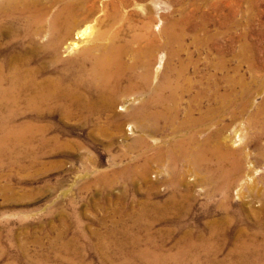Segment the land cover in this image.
Here are the masks:
<instances>
[{"label": "bare ground", "instance_id": "6f19581e", "mask_svg": "<svg viewBox=\"0 0 264 264\" xmlns=\"http://www.w3.org/2000/svg\"><path fill=\"white\" fill-rule=\"evenodd\" d=\"M171 1L182 0H0V152L29 141L40 123L95 125L104 136L136 125L126 143L141 149L135 161L99 180L135 181L155 166L170 172L163 182L172 192L164 201L150 193L132 224L98 237L105 264L117 255L120 264H264V0H247L232 61L219 48V57L184 56L188 28L209 23L193 26L186 11L173 17ZM207 37L194 34L191 44L214 46L217 35ZM190 171L196 182L185 181ZM197 185L203 218L192 221ZM234 192L251 195L235 202ZM167 217L155 240L151 226Z\"/></svg>", "mask_w": 264, "mask_h": 264}, {"label": "rangeland", "instance_id": "374dc122", "mask_svg": "<svg viewBox=\"0 0 264 264\" xmlns=\"http://www.w3.org/2000/svg\"><path fill=\"white\" fill-rule=\"evenodd\" d=\"M207 1H171L168 5V12L175 18H180L184 11L191 15L193 26L200 21L209 23L205 32L188 28L189 46L182 54L208 59L219 57L218 54L223 52L222 56L232 61L241 49L240 37L246 31L247 0H211L212 4ZM236 6L240 9L237 13L234 12ZM193 33L203 40H207L209 34L217 35L214 46L212 40L208 47L191 44ZM262 43L264 45V41ZM218 48L222 52H217ZM259 54L264 56V51ZM248 79L251 80L249 74L247 81H250ZM259 99L262 98L259 96L256 100ZM40 124L45 127L36 125L34 136L29 141L18 137L3 145L0 152V264H56L58 259L68 264H105L94 247L99 242L98 237L114 223L120 226L132 224L150 193L155 201L168 198L172 187L163 179L170 172L154 166L145 177L139 176L135 181L116 179L113 185H109L99 180L101 172L113 173V169L125 167L134 162L137 152L141 151H129L126 145L139 134L136 125H125L123 132L113 130L104 136L95 125ZM40 127L45 128L44 131H40ZM65 127L73 132L65 131ZM231 129L228 132L232 134ZM150 141L154 143L152 138ZM16 147L21 151H15ZM250 149L253 150L252 147ZM261 170L257 175L262 174ZM188 173L185 181L196 182L197 174L193 171ZM200 187L197 185L194 191L197 201L190 218L192 221L203 218L205 195L203 187ZM250 195L246 192L238 199L234 192V201L247 200ZM169 221L167 217L153 223L151 234L155 240H159L157 232L168 228ZM142 223L148 225L152 222L144 220ZM145 235L148 234L139 233L140 237L145 238ZM174 236L166 239L169 243L167 248L175 245L179 233ZM141 246L146 247L144 244ZM118 256L115 262L120 264L123 259ZM224 256L225 253L221 255ZM136 262L146 264L145 261L140 262V258Z\"/></svg>", "mask_w": 264, "mask_h": 264}]
</instances>
